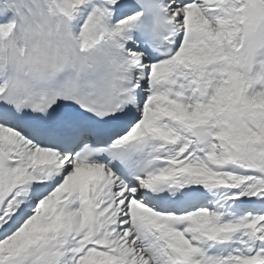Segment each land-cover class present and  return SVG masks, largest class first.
<instances>
[{"label":"snow or ice","instance_id":"obj_1","mask_svg":"<svg viewBox=\"0 0 264 264\" xmlns=\"http://www.w3.org/2000/svg\"><path fill=\"white\" fill-rule=\"evenodd\" d=\"M264 0H0V264H264Z\"/></svg>","mask_w":264,"mask_h":264},{"label":"clouds","instance_id":"obj_2","mask_svg":"<svg viewBox=\"0 0 264 264\" xmlns=\"http://www.w3.org/2000/svg\"><path fill=\"white\" fill-rule=\"evenodd\" d=\"M249 15L257 17L256 22L241 26L239 47L228 48L231 68L244 80L254 79L259 72L264 71V21L259 6L250 9Z\"/></svg>","mask_w":264,"mask_h":264}]
</instances>
